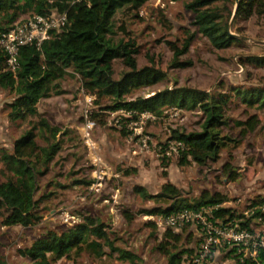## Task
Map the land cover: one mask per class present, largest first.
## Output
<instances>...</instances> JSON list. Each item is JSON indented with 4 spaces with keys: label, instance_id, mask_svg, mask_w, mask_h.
<instances>
[{
    "label": "rangeland",
    "instance_id": "rangeland-1",
    "mask_svg": "<svg viewBox=\"0 0 264 264\" xmlns=\"http://www.w3.org/2000/svg\"><path fill=\"white\" fill-rule=\"evenodd\" d=\"M187 3V0H149L137 12L125 7L113 19L111 39L115 43L135 44L139 70L148 67L164 75L163 80L153 85L133 88L124 97L126 102L146 99L175 87L230 96L225 112L227 125L220 135L225 147L219 160L198 165L189 158L187 163L182 162L184 152L170 157L163 155L174 141V133L201 131L204 119L199 110L164 109L155 120L135 125L136 118L109 110L112 98L91 95L80 76L70 70L55 83L57 88L51 97L40 101L38 116L11 122L8 105L15 95L0 89V149L12 152L14 141L40 119L58 133L53 139L49 133L37 132L38 146L56 141L61 147L46 172L37 178L35 199L39 200L41 221L28 228L4 227L0 218V264H30L20 251L49 232H66L85 222L86 217L104 224L113 247L132 253L137 259L120 261L117 253L100 242L104 252L101 257L85 249L55 264H168L160 249L165 232L157 229L145 212L172 203L156 198L166 185L174 187L177 199L188 204L203 198L225 199L221 205L203 208L229 209L236 216L232 224L238 230V223L250 219L254 210H264V205L250 210L253 203L264 201V109L248 107L234 94L236 89L264 88V68L247 61L249 57H264V14L257 12L248 20H234L239 0H216L207 7V11H215L227 20L228 31L239 39L232 47L218 50L193 25L194 13L186 8ZM229 11L232 13L228 19ZM33 15H23L16 23ZM190 35H193L190 47L176 60L183 66L174 67L170 45L182 49ZM112 67L114 81L128 71L119 59L113 61ZM85 113L94 123V154L81 137ZM252 117L256 127L250 131L247 123ZM94 157L101 159L104 166H97ZM10 176L0 164V183ZM136 187L154 198L144 200L135 193ZM212 222L219 228L225 226L221 220L214 221L213 215ZM249 229L252 234L247 232L236 253L229 254L235 246L225 239L221 248L211 250L204 264H238V258L241 263V259H251L255 264V261L263 264L257 257L264 254V219L252 218ZM170 233L180 240L177 244L169 241L165 250L186 252L180 264H192L201 241L196 230L187 227Z\"/></svg>",
    "mask_w": 264,
    "mask_h": 264
},
{
    "label": "trees",
    "instance_id": "trees-1",
    "mask_svg": "<svg viewBox=\"0 0 264 264\" xmlns=\"http://www.w3.org/2000/svg\"><path fill=\"white\" fill-rule=\"evenodd\" d=\"M149 0H0V35L8 30L21 16L28 13L48 15L53 11L67 13L69 24L59 33L53 35L38 52L33 46L22 47L17 56L15 72L7 69V55L0 49V89L13 92L15 97L8 105V119L11 122L38 116L37 106L43 99L51 97L55 83L64 79L71 70L80 76L83 87L88 93L97 97H110L113 105L107 107L112 112L129 113L147 112L159 116L164 109L199 110L203 116L200 132L181 134L174 133L172 139L184 144L182 162L187 159L198 164L216 162L220 151L225 147L221 138V130L227 125L225 112L230 103V96L215 94L198 89L175 87L158 92L149 98H137L126 102L124 97L133 88L153 85L163 80L164 75L152 68L138 69L136 56L138 49L134 43H115L111 39L114 34L113 19L123 8L139 11ZM186 8L194 13L193 25L204 36L212 47L224 50L232 47L239 39L228 31L227 20L215 11H207L216 0H187ZM264 14V0H239L234 20H248L256 13ZM228 13V19L231 17ZM193 40V35L183 44L182 49L170 45L174 54L173 66L179 56L184 55ZM121 60L128 69L119 81L112 79L113 61ZM247 61L255 67L264 68V57L254 56ZM234 94L248 107L257 106L264 109V88L240 91ZM60 94V93H56ZM135 118V116H134ZM247 126L250 131L256 127L255 118H251ZM37 132L49 133L55 139L58 130L50 127L45 120L29 127L13 143L12 152L0 149V164L11 176L0 183V218L4 227L20 226L28 228L41 221L39 200L35 199L37 178L46 172L61 147L59 143H48L39 147ZM141 198L149 199L144 189L134 188ZM157 199L172 201L166 208L145 211L150 216H167L181 210H197L203 206L221 205L225 199H201L195 204L179 201L177 191L171 185L163 187ZM264 205V201L253 203L250 210ZM264 208V207H263ZM256 209L250 219L238 223L239 230L252 234L249 225L252 218L264 219V210ZM214 221L221 220L223 225L235 222V215L229 209L217 208L212 211ZM233 226V224H232ZM236 227V226H235ZM160 249L166 255L168 264H180L184 251L171 252L165 250L169 241L177 244L178 235L164 231ZM103 242L111 252L118 255V260L134 262L137 257L132 253L113 247L106 226L97 219L86 217L85 222L56 234L47 233L37 239L20 254L30 264H55L81 250H88L97 257L104 255ZM239 247V246H238ZM238 249L233 247L229 252L233 255ZM241 256V254H240ZM237 259L238 264H255L251 259ZM264 264V254L257 257Z\"/></svg>",
    "mask_w": 264,
    "mask_h": 264
},
{
    "label": "built area",
    "instance_id": "built-area-1",
    "mask_svg": "<svg viewBox=\"0 0 264 264\" xmlns=\"http://www.w3.org/2000/svg\"><path fill=\"white\" fill-rule=\"evenodd\" d=\"M80 1V0H75ZM69 24L67 13L51 12L48 15H33L25 20L15 22L6 32L0 35V49L7 55V69L15 72L17 69V56L22 47L33 46L38 52L42 51L43 44L53 35L59 34ZM128 116H135L137 119L135 125L144 124L145 121L155 120V116L147 112L129 113L124 112ZM85 123L82 127L81 137L84 145L91 154L96 149V145L92 140V131L94 123L88 120L85 113ZM139 122V123H138ZM135 131L138 129L135 128ZM142 143L145 145L146 140ZM170 146L165 149L163 155L170 157L185 150L184 144L180 141L170 142ZM94 156V155H93ZM97 166H104V163L98 157H94ZM211 209L197 210H181L167 216H154L149 219L154 221L157 229L162 231H180L187 227L194 228L200 237V245L198 252L191 259L192 264H204L205 259L211 254V250L221 248L222 242L227 239L228 243L238 247L248 236L246 231L238 230L235 226L229 227L225 225L222 228L217 227L212 222ZM227 226V228H226ZM229 227V228H228ZM256 264L257 261H255Z\"/></svg>",
    "mask_w": 264,
    "mask_h": 264
},
{
    "label": "water",
    "instance_id": "water-1",
    "mask_svg": "<svg viewBox=\"0 0 264 264\" xmlns=\"http://www.w3.org/2000/svg\"><path fill=\"white\" fill-rule=\"evenodd\" d=\"M237 7H238V4L236 5V9H237ZM234 15H235V13H234ZM232 36H235V37H237L236 35H234V34H231Z\"/></svg>",
    "mask_w": 264,
    "mask_h": 264
}]
</instances>
